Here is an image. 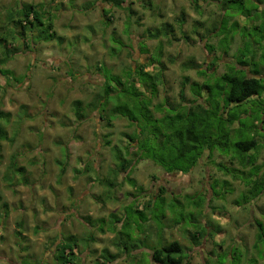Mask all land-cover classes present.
Here are the masks:
<instances>
[{"label": "rangeland", "instance_id": "374dc122", "mask_svg": "<svg viewBox=\"0 0 264 264\" xmlns=\"http://www.w3.org/2000/svg\"><path fill=\"white\" fill-rule=\"evenodd\" d=\"M91 1L94 6L90 15L72 11L62 18L63 12H57L55 26L63 34L72 32V36L66 34L65 43L57 38L54 41L57 44L52 40L32 43L31 48H26L20 38L15 45L19 49L4 64L0 48V68L8 71L5 75L0 71L3 86L0 109L10 113L9 120L2 119V123L9 136L15 134L13 141L3 140L0 149V264H60L57 256L61 250L57 246L74 234L79 238L76 251L81 264L101 263L104 248L114 254L119 252L118 258L106 264H155L151 257L154 245L161 240L168 243L176 239L188 255L185 264H264V245L254 247L256 219L264 223V191L245 203L243 192L247 185L242 174L233 178L231 173L219 170L206 155L187 174L168 173L152 160H141L133 163L126 173L135 185L120 176L115 179L116 188H109L104 179L117 163L111 146L126 145L128 138L124 132L132 127L123 117H116L114 126H109L105 120H100L98 109L92 110L87 119L78 121L73 110L74 100L81 99L85 105L100 91L105 79L98 66L111 69L112 73H123L131 65L136 68L148 63L160 44L166 83L159 87L155 102L167 99L176 107L189 104L194 96L192 84L201 83L205 77L193 66L186 69L185 63L192 61L204 68L210 66L209 73H215L210 74L212 79L224 73L227 63L235 62V55L242 46L250 61L256 53L255 62L264 72V30L262 26L260 29L252 26L258 25V20L250 21L260 17V13L250 0L232 4L237 8L236 13H231L230 9L225 14L230 37L235 36L228 53H224L223 48L230 38L216 35L213 29L221 20L222 12L217 3L204 4L200 13L189 0H126L122 7L109 9L114 15L110 23L102 13L105 5L98 0ZM23 3L33 2L0 0V34L7 15ZM128 7L135 14L129 16ZM75 9L79 10L76 6ZM183 11L184 24L179 27L177 19ZM84 20L89 25L84 24ZM166 21L176 26L175 40L147 38V28L158 27ZM198 21L203 24L199 25ZM129 22L133 25L127 31ZM235 22L239 23L236 27ZM113 27L117 30L112 33ZM114 36L125 45L116 55L111 54V46H117ZM141 42H145L144 51L139 47ZM61 44L64 47H60ZM209 45H214L215 49L209 50ZM66 49L70 54L64 56L62 51ZM84 50L93 51L92 58L98 59L96 64L90 63ZM62 55L64 58H57ZM156 67L159 65L150 64L147 69L153 71ZM203 95L206 96V92ZM249 104L252 114L261 112L264 106L252 101ZM244 122L249 124L250 120ZM62 147L69 154L64 174L57 162L64 157ZM13 155L17 156V165L25 168L27 183L19 174L13 186L4 178ZM229 156L216 150L213 161L242 169L238 162L233 164ZM256 156L257 163H264V148ZM87 166L90 170L85 172ZM224 180L231 182L232 191L224 197L215 196L211 185L218 181L217 189L222 190L219 187ZM161 186L167 187L168 204L156 201L152 206L154 217L150 218L148 213L147 219L144 213L140 215L136 211V203L141 209L144 201L156 197ZM199 198L206 200L199 204ZM112 213L120 216L122 222L117 223ZM103 220L118 228L125 224V231L114 233L105 224L106 231L101 233L98 226ZM19 229L23 233L21 237L16 235ZM195 231H199L200 243L193 239ZM115 240L122 245L120 250Z\"/></svg>", "mask_w": 264, "mask_h": 264}, {"label": "trees", "instance_id": "16d2710c", "mask_svg": "<svg viewBox=\"0 0 264 264\" xmlns=\"http://www.w3.org/2000/svg\"><path fill=\"white\" fill-rule=\"evenodd\" d=\"M108 1H111L117 7H122V3L126 0ZM242 1L189 0L193 9L200 13L204 4L217 3L220 7L222 12L221 20L213 29L217 31L216 35H227L230 38L228 45L224 48L222 47L224 53H228L230 44L235 36L234 34L230 37L231 30L228 28L229 21H226L228 16L225 12L231 9V13H236L237 8L232 7V4H238ZM250 1L258 13H260V17L250 20L251 22L258 20L260 23L252 26L255 29H260L262 26V30H264V18L261 17V15L264 16V6L261 7L264 4V0ZM17 8L7 15L6 23L1 27L0 48L3 50L2 64L15 55V52L19 49L15 46L16 41H20V38L24 40L22 42L26 48H31L32 43L54 40L58 36L53 28L54 23L51 21L52 18L47 17L48 12L42 5L23 3ZM127 9L130 14L129 16L135 14V11L131 7ZM110 13V10H105L106 20L111 23L112 16ZM184 14L185 12L183 11L177 19L179 27L184 24V18L182 17ZM130 24L129 22L126 27L127 31H129ZM198 24L202 25L203 21H198ZM224 24L227 26H223ZM237 24L239 25L238 22H235V27ZM232 27L234 28V26ZM146 32L148 39L159 40L167 38L169 42L176 39V26L174 23L168 21L158 27L147 28ZM186 36L188 38V35ZM114 39V43L117 46L113 45L111 47L112 55H116L117 51L125 47L124 43L115 36ZM140 44L143 45V42ZM242 48L238 49L235 55V62L227 63L224 73L220 76H213L212 79L210 78V74L213 73L215 75V73H209L210 66L204 68L195 62H186V69L193 66L197 69V73L203 75L205 78L201 83L195 81L192 84L191 89L194 96L190 103L186 105L181 104V106L177 107L173 106L167 99L164 101H154L155 97L157 98L158 96L159 87L164 86L166 83V65L161 60V44L156 53L149 57L148 63L139 64L136 68L131 65L127 69H124L123 73H112L111 69L101 66L97 67L105 79L104 83L100 91L95 93L93 99L87 104L84 105L81 99L74 100L73 110L75 117L78 121H83L89 117L92 110L98 109L100 120H105L109 126H114L116 117H123L128 120L129 125L132 127L130 131L124 132V136L128 138L126 145L111 146L117 163L114 168L110 169V176L104 179L109 188H116L117 183L115 179L120 176L135 185L136 182L131 180L126 173L131 169L133 163H138L141 160H152L168 173L187 174L206 155L213 164H216L219 170L231 173L233 178H238L240 176L239 173L242 174L247 185L246 192H243L245 203L250 199H256L263 193L264 163H257L256 155L260 149L264 148V106L261 112L252 114L249 102L264 103V72L258 69V65L255 62L256 53L253 54L250 61V57H248ZM141 49L142 51L146 50L145 46L141 47ZM214 49V45H209V50L213 51ZM262 55L264 57V53ZM150 64H154L155 66L158 64L159 67H156L157 70L152 71L147 69V66ZM211 65L214 66L215 62H212ZM245 66H248L249 69L244 68ZM0 71L4 75L8 72L1 68ZM185 80L189 81V77H186ZM2 87L0 84V90ZM203 92H206V96L203 95ZM180 93L183 96V88ZM24 112L26 113V110ZM159 113L163 114L159 115ZM9 116L10 113L0 109V149L3 140L13 141L15 138V134L13 137L8 135L5 125L2 123V119L9 120ZM245 119H249L250 123L246 124L244 122ZM233 125L236 126L233 127ZM247 132H249V136L244 137ZM107 143L110 144L111 141H107ZM228 145L229 148H227ZM230 145L233 147L230 148ZM216 150L223 155H230L231 162L233 164L238 162L242 166V169L237 167L230 168L223 162L213 161ZM62 151L64 157L57 162L60 166L61 174H64L67 169L69 154L65 147H62ZM230 151L232 152L231 154ZM17 161V156L13 155L8 171L4 175V178L10 182V186L15 184L14 180L18 174L22 176L21 180L25 183L28 182L25 168L17 165ZM88 170H90V166L85 168V172ZM76 172L80 173L79 170H76ZM217 183L218 181H215L211 185L215 196L224 197L225 194L232 191L230 181L224 180L220 184L219 188H222V190L217 189ZM120 184L122 183L120 182ZM167 192L165 186L159 187V193L156 194V197L144 201L141 204V209L139 208L140 205L136 203V211L140 215L144 213L147 219H149L147 216L150 213V218L153 219L152 209L154 207L152 206L156 201L167 205L168 201L165 196ZM190 198L195 199L196 196H191ZM1 199L2 196L0 195ZM205 200L206 198H199L198 202L201 204ZM239 200L236 202L240 203ZM3 205L7 207L6 203H3ZM111 216H115L117 223L122 222L121 218H119L120 216L115 213H112ZM163 218H165V215ZM105 224L108 223L103 220L101 226H98L101 233L106 231L104 228ZM255 224L258 229L257 241L254 247L259 248L260 243L264 245V223L256 219ZM18 225L22 227L21 222ZM108 226V230L114 233L125 231L126 228L125 224L121 228H118L117 225L108 224ZM138 228L139 225L137 226ZM22 234L20 229L16 231L18 237H21ZM90 235L93 238V234ZM192 236L196 240L195 243H200L199 231L193 232ZM78 241L79 238H76L74 234L68 238L66 243L61 242L59 245L57 244V249L60 248L61 250V254L57 256L60 264H81L79 263V255L76 251ZM115 246L120 250L122 245L120 242L116 243L115 240ZM102 251L101 257L103 261L98 264H106L118 258V251L116 254L111 253L108 248H104ZM235 254L237 259V253L235 252ZM151 257L155 264H185L188 255L185 252V247L176 239L168 243H163L162 240L156 243L151 250Z\"/></svg>", "mask_w": 264, "mask_h": 264}, {"label": "crops", "instance_id": "0c3cea01", "mask_svg": "<svg viewBox=\"0 0 264 264\" xmlns=\"http://www.w3.org/2000/svg\"><path fill=\"white\" fill-rule=\"evenodd\" d=\"M32 2H33V4H38V3H40V5H42L43 6V4L44 5H46V7L45 6H43V8L48 12L47 13V17H50V18H52L51 19V21H52V23H54V25H53V28H54V30L57 32V38L59 39V40H61L62 42L61 43H65L66 42V34H68L69 36H72V32H66V34H63L59 29L60 28H58V27H56L55 26V22L57 21V18H58V15H57V12H59V13H62L63 15H62V18H63V16H64V14H67V15H69V14H71L72 13V11H79V13L80 14H82V15H90V14H92L91 12H92V7L94 6L93 5V3H92V1L91 0H86V1H81V2H79L78 0H31ZM38 1H40V2H38ZM98 2H99V4H101V5H105V7H103L102 8V13H103V15H104V17H106L105 16V10L107 9V10H109L111 7H115V4H113V3H111V1H108V0H98ZM78 3L80 4V5H78ZM39 5V4H38ZM39 5V6H40ZM47 6L49 7L48 9H47ZM75 6L79 9V10H77V9H75ZM112 16V19L114 18V15H111ZM73 20V17H70V20ZM72 22V21H71ZM83 23L84 24H86V25H89V23L87 22V20H84L83 21ZM108 23V22H107ZM131 24H130V26L131 25H133V22H130ZM76 24V23H75ZM115 24V23H114ZM86 25H85V27H86ZM112 26H113V24H112ZM118 28V27H117ZM103 29H104V27H103ZM115 30H117L115 27H113V29H112V33L115 31ZM106 32V31H105ZM76 34V33H75ZM98 37H99V35H98ZM57 38H55L54 40H53V42L57 39ZM68 38V37H67ZM78 38V37H77ZM63 40H64V42H63ZM50 41H52V40H50ZM42 42H44V43H46V42H49V41H42ZM68 42H70V41H68ZM54 44H57V43H55L54 42ZM143 44H145V42H143ZM145 45H141V44H139V47H144ZM57 47V46H56ZM60 47H64V44H61V46ZM73 47H75V48H79V46H77V45H75V44H73ZM112 47V46H111ZM58 48V47H57ZM58 49H61V48H58ZM82 52H84V53H87V57L89 58V61H90V63H93V64H96L97 63V60L98 59H94V58H92V50H90V51H82ZM62 53H65L64 54V56L68 53V54H70L69 52H68V50L66 49L65 51H62ZM63 56V55H62ZM62 56H59V57H57V58H64V56L62 57ZM55 57V56H54ZM90 58H91V60H90ZM58 60V59H57Z\"/></svg>", "mask_w": 264, "mask_h": 264}, {"label": "flooded vegetation", "instance_id": "af4514ba", "mask_svg": "<svg viewBox=\"0 0 264 264\" xmlns=\"http://www.w3.org/2000/svg\"><path fill=\"white\" fill-rule=\"evenodd\" d=\"M167 188V187H166Z\"/></svg>", "mask_w": 264, "mask_h": 264}]
</instances>
